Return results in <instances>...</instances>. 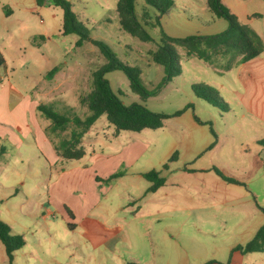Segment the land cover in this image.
<instances>
[{"label":"rangeland","instance_id":"1","mask_svg":"<svg viewBox=\"0 0 264 264\" xmlns=\"http://www.w3.org/2000/svg\"><path fill=\"white\" fill-rule=\"evenodd\" d=\"M45 1L47 5L34 16L37 21L44 19V27L50 33L45 36V43L37 41V48L25 42L27 50L22 58L16 54L14 45L11 49L10 44H5L10 47V53L6 54L8 65L2 71L13 85L19 86L20 92L30 93L42 105L67 117L83 118L89 112L79 100L91 89V73L106 60L90 41H84L77 47V35L60 34L61 9L55 7L51 0ZM66 1L90 39L103 41L121 61L138 68L140 79L149 90H153L164 75L163 68L153 63L148 53L161 44V29L168 36L185 37L197 33H219L227 27L225 20L211 15L205 7V0H171L172 6L160 18V26L156 25L157 10L144 0H136L135 16L151 38L142 42L120 28L116 12L118 0ZM221 1L232 13L235 11L241 15L245 11L244 5L240 8L233 4V1L241 4V0ZM176 50L180 75L145 102L130 91L122 71L107 72L105 78L126 105L141 103L152 112L167 115L183 110L182 113H194L202 119L210 114L239 115L240 109L233 102L226 104L230 109L227 112L194 95L191 86L200 83L213 88L224 101L228 92L219 85L228 79L201 60L194 57L188 59L181 47H176ZM230 59L217 58L216 68H225L222 64ZM54 66L59 67L56 81L52 82V77L46 76L39 89L32 90L38 82L37 73H45ZM42 91V95L37 94ZM17 92L12 88L11 101L17 100ZM2 118L21 127L22 113L18 110L2 109ZM175 124V116H172L159 129L130 132L136 134L132 141L135 147L133 154L126 158L117 149L120 148L119 143L126 141L124 136L129 131H120L116 140L114 127L105 116H100L84 137L86 155L79 164V171H71L63 178H68L62 189L64 192L56 190V176L48 185L50 172L47 162L40 152H35L34 147L32 154L28 152L29 164L38 175L31 183L28 180L25 186L18 185V177L14 175L22 167L15 162V147L6 142L4 153L7 163L2 159V172L0 169V220L10 227L12 234L21 235L24 240V246L14 252L11 264H195L191 253L196 254L197 251L189 238L182 237L181 247L173 242L170 234L179 228L187 232L197 225L196 211L191 213V221H153L149 216L156 207L155 202L147 200L167 198L165 202L180 201L182 209L188 207L195 210L193 206L201 202L199 198L227 197L223 194L224 186L218 173L199 170L209 167L206 154L195 164H186L181 153L176 161L168 163L167 170L162 169L174 151L170 150L175 140ZM226 154H231L230 150L220 152L216 156L218 161H222ZM62 162L70 164L69 169L77 165L67 159H62ZM150 170L159 171L165 179L164 185L155 192H147L150 184L142 177ZM219 173L222 175L223 172ZM78 176L79 182L76 181ZM243 181L250 182L254 195L242 193L241 187L238 191L241 190L242 195L238 198H264V168L255 172L253 177H244ZM75 206L82 209L72 214V207ZM160 207L167 206L161 204ZM213 212L209 209L203 211L205 222L214 219ZM186 243L189 244V255L183 248ZM0 264H8L1 242Z\"/></svg>","mask_w":264,"mask_h":264},{"label":"crops","instance_id":"2","mask_svg":"<svg viewBox=\"0 0 264 264\" xmlns=\"http://www.w3.org/2000/svg\"><path fill=\"white\" fill-rule=\"evenodd\" d=\"M45 3L46 1L43 0L39 6L36 0H0V169L2 172V159L7 163L4 152H6L5 143L8 142L15 147V162L21 164L22 167L14 175L18 177L17 184L23 187L28 180V183H31L38 175L37 170H33L30 165V153H28L32 154L34 147L35 152H40L47 162L50 172L48 185L52 182L51 178L56 176L54 186L57 183L56 190L64 192L62 189L65 188L68 178L64 180L63 178L71 171H79L78 167L86 154L84 153V156L78 160H67L77 164L75 168L69 169L70 164L62 162L63 158L56 154L53 146L54 143L67 137L69 130L62 133L54 131L51 122L37 110V106L41 104L40 101L31 97L30 93L20 92L19 86L13 85L4 73L5 71H2L8 65L6 54L10 53V47L5 44H10L11 49L14 45L16 54L22 58L27 50L25 42L37 48L39 45L37 41L45 43V36L50 33L47 27H44V19L40 18L37 21L34 18L39 9L47 5ZM233 4L239 5L237 7L240 8L244 5V13L241 15L235 11L233 13L240 22L247 24L264 44V0H241V4L233 1ZM254 15L257 16L253 17ZM58 31L61 34V26ZM239 58L240 56H236L230 59L231 61L225 62L222 64L225 68L221 67V69L216 68V60L212 64L202 62L218 74L227 77L228 81L219 85L228 92L224 101L228 105L230 102L236 104L240 109V114L237 116L210 114L208 118L202 119L194 113L185 111L186 113L175 116V140L172 141L170 150H174L171 155L177 153V159L182 153L183 162L186 164H195L202 155L206 154L209 167H201L199 170L223 172L224 177L233 179L237 183H229L219 176L224 186L223 194L227 198H199L201 202L193 206L195 210L188 207L182 209L180 201L165 202L167 198L164 200L148 198L147 200L155 202L156 207L149 216L153 221L176 220L177 222L182 219L191 221V213L196 211L197 225L190 227L187 232L179 228L170 234L173 242L178 246H181L182 237L189 238L191 245L196 247L197 251L196 254L191 253L195 264H264V252L242 254L234 250V247L247 243L264 225V212L262 211L264 198H238L242 195L241 190L238 191L241 187H243L242 193L249 192L254 195L250 182L243 181V178L253 177L255 172L264 168V50L258 57L246 62L238 63ZM49 71L50 69L45 73H37L38 82L32 90L39 89L40 83L46 76L48 77ZM57 72L50 79L52 82L56 81ZM12 88L18 91L17 100L13 101H11ZM43 93L42 91L37 94L42 95ZM2 109L21 112V127L17 126L18 123L14 121L2 118ZM227 112H230L229 108ZM88 131L82 137V146ZM130 132L124 136L126 141L119 143L121 145L117 149L119 154L126 158L129 154H133L135 147L132 141L136 134ZM114 133L116 140L119 139L120 132ZM226 150H230L231 154L223 155L222 161H218L216 156ZM79 176L76 178L77 182H79ZM161 204L167 207L161 208ZM72 209L74 212L73 210L71 212L74 214L82 208L75 206ZM208 209L214 211L212 215L214 219L205 222L203 211H208ZM87 211L88 209L85 213ZM188 245L186 243L183 247L187 254L189 253Z\"/></svg>","mask_w":264,"mask_h":264},{"label":"trees","instance_id":"3","mask_svg":"<svg viewBox=\"0 0 264 264\" xmlns=\"http://www.w3.org/2000/svg\"><path fill=\"white\" fill-rule=\"evenodd\" d=\"M135 1H117L118 23L120 28L132 37L147 42L151 38L135 16ZM144 1L157 10L159 15L156 19V25L160 26V18L169 11L172 1ZM42 2L43 0H36L39 6ZM51 2L55 7H59L62 12L61 34L77 35L78 39L75 42L77 47L81 46L84 41H90L99 49L106 60L105 64L91 73V89L79 100V103L87 108L89 114L83 118L78 116L67 117L45 105L39 104L37 106V110L51 122L54 131L62 133L69 130L67 137L53 145L56 154L67 160H78L84 156V147L81 145L82 137L100 116H105L106 121L114 127L116 133L120 131L140 132L144 129H159L166 119L183 112L181 110L172 115H167L152 112L141 103L124 104L105 78L107 72L122 71L128 80L130 91L136 94L142 102H145L149 97L157 95L161 88L171 82L173 78L180 75L181 69L176 47H181L186 57H194L209 64H212L218 57H231L233 59L236 56H240L238 63L246 62L258 57L264 50L261 38L247 24L240 23L225 3L221 0H206L207 10L214 18L225 20L227 22L226 29L212 35L193 34L185 37L168 36L161 29V44L148 53L151 61L163 68L164 75L157 86L153 90H149L142 83L138 68L121 61L103 41L90 39L87 30L77 21L68 1L51 0ZM58 69V66L53 67L48 72V77H52ZM191 90L196 97L211 106L224 111L228 110L226 103L210 86L200 83L194 84L191 86ZM176 159L177 153H173L167 163L162 165V169L166 170L168 163L174 162ZM217 173L224 181L237 183V181ZM142 177L150 184L147 192H155L165 182L161 173L155 170L143 173ZM262 211L264 212V208ZM0 242L4 247L8 264H11L14 252L24 246V240L21 235L12 234L10 227L0 220ZM234 250H238L242 254L264 252V225L255 232L247 243L234 247ZM126 264L137 263L127 262Z\"/></svg>","mask_w":264,"mask_h":264}]
</instances>
